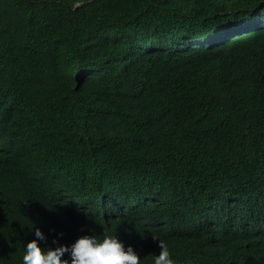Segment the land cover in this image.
Wrapping results in <instances>:
<instances>
[{
  "label": "trees",
  "instance_id": "trees-1",
  "mask_svg": "<svg viewBox=\"0 0 264 264\" xmlns=\"http://www.w3.org/2000/svg\"><path fill=\"white\" fill-rule=\"evenodd\" d=\"M35 227L264 264V0H0V264Z\"/></svg>",
  "mask_w": 264,
  "mask_h": 264
},
{
  "label": "clouds",
  "instance_id": "clouds-1",
  "mask_svg": "<svg viewBox=\"0 0 264 264\" xmlns=\"http://www.w3.org/2000/svg\"><path fill=\"white\" fill-rule=\"evenodd\" d=\"M34 236L24 245L22 264H140V253L132 244L121 240L117 234L104 231L82 235L71 244H56L45 247V233L35 227ZM160 251L154 254V264H176L168 244L160 236L153 234Z\"/></svg>",
  "mask_w": 264,
  "mask_h": 264
}]
</instances>
